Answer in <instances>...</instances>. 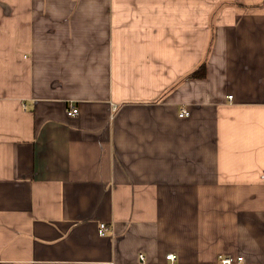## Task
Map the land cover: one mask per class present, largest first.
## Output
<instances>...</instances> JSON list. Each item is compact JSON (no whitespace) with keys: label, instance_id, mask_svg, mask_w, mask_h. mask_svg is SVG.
Listing matches in <instances>:
<instances>
[{"label":"crops","instance_id":"0c3cea01","mask_svg":"<svg viewBox=\"0 0 264 264\" xmlns=\"http://www.w3.org/2000/svg\"><path fill=\"white\" fill-rule=\"evenodd\" d=\"M226 255L264 264V0H0V264Z\"/></svg>","mask_w":264,"mask_h":264},{"label":"built area","instance_id":"2783aa9c","mask_svg":"<svg viewBox=\"0 0 264 264\" xmlns=\"http://www.w3.org/2000/svg\"><path fill=\"white\" fill-rule=\"evenodd\" d=\"M228 98H231V95H229ZM66 114L69 115V116H71V115H77L78 114V109L76 107H74V106H70L66 110ZM188 114H189V111H188L187 108H181L180 111H179V113H178V115L180 117L187 116ZM104 231H105V225H104V223L101 222V223H99L98 232H99V234L103 235L104 234ZM139 258L142 260L143 259V256L140 254L139 255ZM165 258L167 260H169L170 262H173V261H175L176 256L173 253H168V254L165 255ZM240 261H242V256H237L236 259H234L233 257L228 256V255H226V256H220L218 258V262L220 264H235V263L240 262Z\"/></svg>","mask_w":264,"mask_h":264},{"label":"trees","instance_id":"16d2710c","mask_svg":"<svg viewBox=\"0 0 264 264\" xmlns=\"http://www.w3.org/2000/svg\"><path fill=\"white\" fill-rule=\"evenodd\" d=\"M204 70H205V63L204 60H202L196 68L190 73L191 76L199 78L204 75Z\"/></svg>","mask_w":264,"mask_h":264}]
</instances>
